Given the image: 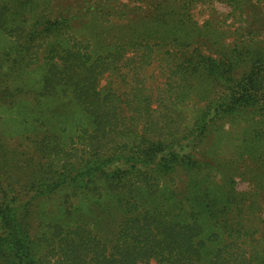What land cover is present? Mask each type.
Returning a JSON list of instances; mask_svg holds the SVG:
<instances>
[{
  "label": "trees",
  "instance_id": "trees-1",
  "mask_svg": "<svg viewBox=\"0 0 264 264\" xmlns=\"http://www.w3.org/2000/svg\"><path fill=\"white\" fill-rule=\"evenodd\" d=\"M119 1L0 0V35L12 45L0 54V72L10 60L46 64L45 93L67 89L93 125L69 151L49 128L35 133L30 151L45 163L26 190L6 188L0 174V260L264 264V0ZM199 8L208 11L202 22ZM92 12L102 26L79 39L73 25ZM57 40L69 48L54 47ZM155 71L162 83L148 82ZM193 92L205 104L188 117L182 105ZM238 117L252 122L246 139L260 149L253 175L241 174L253 185L245 191L233 186L236 167L219 175L200 150L219 122ZM180 168L201 179L183 191L172 181L166 196L163 178ZM65 186L120 192L125 217L110 247L87 226L55 225L41 235L44 253L36 259L17 206L23 199L27 214L35 199ZM158 194L156 206L137 214L150 202L144 195Z\"/></svg>",
  "mask_w": 264,
  "mask_h": 264
},
{
  "label": "rangeland",
  "instance_id": "rangeland-1",
  "mask_svg": "<svg viewBox=\"0 0 264 264\" xmlns=\"http://www.w3.org/2000/svg\"><path fill=\"white\" fill-rule=\"evenodd\" d=\"M61 2L63 3L64 0ZM123 2L125 0H120L118 5L124 4ZM126 5L131 4L126 3ZM215 8L220 13L228 12V9L220 4H217ZM207 14L206 9L200 8L194 12L199 22H202ZM138 19L139 17L133 16L130 20L138 21ZM96 26H102V20H99L92 12L83 19L75 21L73 33L79 39L90 38ZM262 32L261 36L264 37V30ZM55 45L54 47L60 50L68 49L70 46L65 40H57ZM10 47H12L10 41L0 35V54ZM46 72L47 66L44 63L16 65L12 60L0 72V174L6 182V188L14 192L26 190L41 176V163L44 164L45 160L40 153L35 154L34 151H30V141L36 137L35 133L41 132L44 135L45 129L49 128L51 133L53 132L52 141L58 139L59 146L69 151L81 144L77 140L81 134L79 132L83 129L90 132L93 128L91 120L71 99L70 91L60 89L55 95L45 93L43 79ZM150 74L149 72L148 75ZM152 77L150 81L148 80L149 83H162L164 80L159 77L157 71L152 74ZM104 84L105 79L101 85ZM214 95L215 93H210V97ZM199 101L195 92L189 98L187 97L182 105L184 115L192 117L196 109L204 107L205 101ZM252 129V122L245 117H238L233 121L224 119L208 134L200 148L209 157L212 168L219 175L234 167L237 168L233 186L238 191H245L253 186L241 176L242 173H246L249 178L256 171L251 173L250 170L256 168L254 164L260 149L258 145L246 139L247 133ZM217 166L219 169L216 168ZM81 171L84 172L86 169ZM195 179H201V177L180 168L172 176L163 178L161 188L167 196L175 191L170 185L172 181L176 182V188L179 191H183L189 189ZM223 183V177L215 180V186H222ZM65 187L35 199L28 208L27 214L23 211L25 205L22 203L23 199L17 206L19 211L16 212L15 218H19L25 227L29 225L28 239L36 259L44 253L45 244L39 240L41 235L55 225L87 226L108 247L117 237L119 225L125 217L121 201L125 197L120 195V192L112 193L104 189L98 195L71 186ZM148 194L151 193L148 192ZM158 196L144 195L150 202L145 206L142 205L137 214H142L150 206H156L161 200L160 194ZM177 201L173 198L169 203ZM0 264L4 263L0 260Z\"/></svg>",
  "mask_w": 264,
  "mask_h": 264
}]
</instances>
